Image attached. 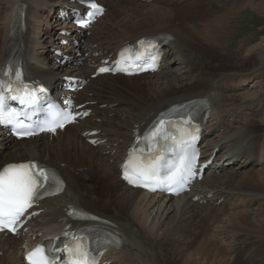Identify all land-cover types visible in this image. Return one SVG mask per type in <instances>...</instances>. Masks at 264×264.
<instances>
[{"label": "bare ground", "instance_id": "bare-ground-1", "mask_svg": "<svg viewBox=\"0 0 264 264\" xmlns=\"http://www.w3.org/2000/svg\"><path fill=\"white\" fill-rule=\"evenodd\" d=\"M100 1L106 7L105 11L90 24L84 34L79 35L77 44L71 43L67 46L65 50L73 56V60L69 64H62L51 57L49 49L52 45L54 24H59L53 21L52 15L61 6V2L69 4V1L0 0V65L13 8L24 3L25 29L16 33L15 39L19 40L30 74L38 82L53 85L59 83L61 77L74 78L76 82L83 84L76 93V105L85 103L82 109L91 110L87 117L75 119L63 129L19 141H13L0 132V165L38 160L53 165L65 181L64 191L60 195L41 201L35 208L40 211L39 216L26 224L30 227V236L43 232L44 229L56 232L63 228L67 208L69 205H77L112 220L118 226L122 246L119 249L109 248L103 261L108 262L118 254V264H188L189 260L194 264H264V195L258 196L264 194V172L260 170L264 168L262 124L253 122L248 129L243 125L230 138L233 128L226 124L223 117L219 118L218 124L223 127L219 129L228 130L226 132L233 146L242 151V154L239 168L235 167L229 175L230 171L224 173L223 179L225 176L227 178L224 182L221 180L224 183L223 188L220 184H215V187L221 186L219 189L222 190L212 195L205 188H201L199 193L194 191L198 182L192 185L188 193L177 198L166 199L156 194L149 195L126 186L120 179L118 170V163L124 157L133 130L148 115L167 104L196 97L207 99L210 103L209 126L215 114L220 111L219 108L223 106H239L238 109L241 107L249 110L258 106V103H246L234 98L223 83L233 81V75L239 71L245 72L248 77L255 70H264V46L247 49L249 40L245 38L240 39L239 45L233 49L226 46L233 30V14L249 5L252 8L262 7L261 11L264 13V2L127 0L133 8L131 12H126L128 6L116 8L125 0ZM190 7H197L199 11L187 12L186 9ZM120 14L128 16L131 23L130 20H123ZM156 33L169 37L164 49L165 61L162 69L130 77L120 74L91 77L95 71L92 66L95 60L115 53L127 41ZM77 52L81 56L75 57L74 53ZM95 53L101 54L97 56ZM250 58L255 60L248 63ZM176 63L178 65L174 66ZM242 66L244 67L240 68ZM112 78L127 83L142 79L141 83L145 86L144 97H128V104L122 108L115 126L111 123L114 116H119L116 107L123 106L126 102L123 98L116 97L120 92L116 94V85L109 80ZM250 112L254 113L253 110ZM91 131H97V134L88 135ZM238 135L241 139H238ZM93 137L97 138L98 144L92 145L88 142ZM209 141L212 143L209 154L214 147L219 146L222 149L225 142ZM81 144L89 149V153L86 163H79L82 164L79 167L78 160L70 161L67 151L71 146L77 147ZM229 157L236 156L228 155V159ZM253 167L259 169L252 170ZM80 174L89 178L88 181L78 179ZM108 177L114 181V185L110 186V180L109 185L107 184ZM94 182L101 184V195L95 193ZM235 190L242 191L248 197L251 195L247 194L256 195L249 197L252 201L250 208L244 205L235 212L229 210L227 203ZM194 195L201 196L196 203L192 200ZM201 200H206L208 205H200ZM182 201L193 210L189 208L192 223L184 226L177 238L173 237L172 232L153 238L152 233L158 228L155 216L159 214L162 217L167 210H177ZM196 207H201V210H196ZM150 208L155 209L154 215L149 212ZM134 212L152 215L147 229L136 225L137 216L134 217ZM250 213L255 218L254 221H251V216L248 215ZM232 214L238 218L235 219ZM222 217L233 220L231 228H240L232 236L228 248L222 245L219 247V244L209 240L210 228L226 230V225H217ZM23 243V239L0 234V264H25L22 258ZM224 248L230 250L232 257L229 258L233 260L232 263L225 258L227 251ZM128 250H133L135 256L126 255ZM170 253L173 258L169 257ZM123 254L125 258H122Z\"/></svg>", "mask_w": 264, "mask_h": 264}, {"label": "rangeland", "instance_id": "rangeland-1", "mask_svg": "<svg viewBox=\"0 0 264 264\" xmlns=\"http://www.w3.org/2000/svg\"><path fill=\"white\" fill-rule=\"evenodd\" d=\"M257 1H263L264 2V0H254L253 3H256ZM127 2H128L127 0L122 1L120 4L117 5L116 8H118L122 5H125V6H128V9L126 10V12L127 11L131 12L133 6L130 2H128V5H127L126 4ZM261 10H262V7L252 8V6L249 5L246 8H243V9H241L238 12L233 14L232 19H231V27L233 28V30L231 31V34H230V41L226 44L227 48L233 49L234 47L239 45V43H240L239 40L244 39V38L249 40V43L246 46L247 49L251 48V47L253 49H255V48H258L260 46H264V13ZM115 11H116V9H115ZM186 11L187 12H197V11H199V8L190 7V8H187ZM182 12L183 11H181V13ZM113 14H114V11H113ZM120 17L123 20H130V19H128V16L126 17L124 14H120ZM129 23H131V20ZM253 60H255V58L254 59L250 58L248 63L252 62ZM177 65H178L177 63L174 64V66H177ZM243 67L244 66H242L240 68H243ZM245 74H246L245 72L239 71L233 75V77H235V79L233 81L225 82V83H223V85L225 84V86L227 87L228 93L233 95L234 98H237L239 100H243L246 103H250V102L258 103V106H255L254 108L251 109L254 111V113H251L250 112L251 110H249V109H244L241 107H240L241 109L240 108L238 109L239 106H223L222 108H219L220 111H218V113L215 114L214 118L212 119L211 126H209V122H208V131L210 130L209 140H212V141L224 140L225 141L223 146H222V149L219 148V149H221L218 152V155H220V156H221V154H225L229 150H236V152L238 154H241V151H239L238 148H231L233 146V144H232L230 138H231V136L236 135L237 131L241 130L242 127L246 126V128L248 129L249 125H251L253 122H255V123L262 124L261 128H264V70L263 71L262 70H255L254 73L249 75L248 77H246ZM109 80H111L112 83H115L116 88H117L116 94H118L120 92V94L116 95V97L123 98L126 102L125 105L116 107V111H118L119 116H114L113 121L111 123L112 126H115V124H114L115 121H117V119H120L119 117H120V113H121L122 108L128 104V97H132V98L134 97L136 99H138L139 96L144 97L143 94H145V86L143 83H141L142 79H139V80L135 79L131 83H127L124 81H117L115 79H109ZM235 80H238L239 82L235 81ZM241 80H243V82H241ZM137 83H138V85H137ZM259 108H260V110H259ZM220 117H223L226 124H229L233 128V132L230 133V138H229L228 133H227L228 130L219 129L220 127H222L221 124H218ZM240 137L241 136L238 135V139H241ZM209 140H208V142H211ZM209 145L212 146V143ZM209 145H207V146H209ZM67 153L69 155L70 161L71 160H78L77 164H79L81 162L86 163V161H87L86 157L89 153V149L84 147L81 144L77 147L71 146L69 148V150L67 151ZM81 165L82 164H79V167H81ZM257 169H259V168L253 167L252 170H257ZM232 170H233V168H228V169L223 170L221 172H214L210 175H207V177L204 179V181L198 183L194 187V191L199 193V190H201V188H205V189H208L211 191L210 195L213 193H218L219 190L220 191L222 190V189H219V187L222 186V188H223V186H224L223 182L227 178L225 176L227 174L226 172L230 171V172H228V175H229L232 172ZM260 170H261V172H264V168H260ZM224 173H226L224 175L225 179H223V176H222ZM78 179L88 181L89 178H86V176H83L80 174V175H78ZM109 180L111 181L110 186L115 184L114 181H112V179L110 177H108V179H107L108 183L106 181V183L108 185H109ZM221 180H223V182H221ZM217 181H220V183H217ZM93 184H94V187L96 188L95 193L101 195V192H102L101 184L97 183V182H94ZM215 184H220L221 186L215 187ZM116 189L118 190L119 188H116ZM237 192H239V193H237ZM233 194H234V196H233ZM233 194L229 197V199L231 197L232 198L227 203L229 210L233 211V212H235L237 209H241L244 205H247V207L250 208L252 206V201L249 197H252V198L254 196L256 197V195H254V194H247V195H251L248 197L242 191H236V190L233 192ZM261 195H264V194H260L258 196H261ZM216 196H217V194H216ZM205 201L206 200H201L200 205H202L204 207L206 205H208L207 202H205ZM249 201H250V203H249ZM181 203L182 204H180V206L181 205L182 206L181 207L179 206L177 208V210L176 209H175V211L167 210L164 212V215L162 217H160L159 214L157 216H155L156 217L155 219L158 222L157 223L158 228L153 231V233H152L153 238L155 236H159L163 233L165 234V233H170V232H172L173 237L177 238L180 236V230L183 229L184 226H187V224L192 223V218H191V211H193L192 208H190L188 206L189 204H187L186 202L184 203V201H182ZM195 203H196V201H195ZM248 203H249V205H248ZM160 204L162 205V207L164 206L162 203H160ZM154 208H156V207H154ZM180 208H183V209L181 210ZM189 208L191 209V211ZM195 209L201 210V207H196ZM106 211L109 212V210H106ZM149 212L152 213V215H154L155 209L151 210V208H150ZM135 213L136 212H134V217L137 216V217H135L137 219L136 225L141 226L144 229H147L146 227H147L148 223L150 222L152 215H149V214L146 215V213L140 215V214H135ZM232 215L235 219L238 218L237 215H234V214H232ZM248 215L251 216V221L255 220V218L252 216L251 213ZM140 216H141V218H140ZM232 222H233V220H230L228 217H222L217 225H226V230L223 231L224 229H222V231H221L220 228H215V227L210 228L211 229V230H209L210 232L208 231V233L211 234V236L209 235V240L211 239L212 242L214 241L217 243V245L219 244V247H221V245H222L225 248H228L230 246L232 236H235L234 234H236L237 230L240 229V228H236V230H235V229L231 228L230 226H231ZM216 243H214V244H216ZM128 251H127L126 255L130 254L129 256H135V253L133 250H128ZM226 251L227 252L224 254L225 258L227 257V259H229V261L232 263L233 260H230V258H229L230 256L232 257V255L229 253L230 250H226ZM170 254L171 255H169V257L173 258V254L172 253H170ZM117 255L118 254L114 255V258L112 259L111 264H118L119 258ZM122 258H125L124 254L122 255ZM190 263L194 264V262L192 260H189L188 264H190Z\"/></svg>", "mask_w": 264, "mask_h": 264}, {"label": "snow or ice", "instance_id": "snow-or-ice-1", "mask_svg": "<svg viewBox=\"0 0 264 264\" xmlns=\"http://www.w3.org/2000/svg\"><path fill=\"white\" fill-rule=\"evenodd\" d=\"M93 4V8H95ZM108 69L101 68L100 72L107 71ZM3 107V97H0V108ZM86 115V113H85ZM54 119H70V116H54ZM11 122L10 119L6 120L3 113L0 112V123ZM63 127V124H59ZM44 130V129H42ZM48 131H55V127L47 129ZM153 136L156 135L154 132ZM159 160L144 163L140 162L134 165L129 175L128 165H125V179L130 183L135 180H143V186H148L149 183H155L157 186L167 184L169 187L180 183L184 178L185 172H191V163L181 157L179 164L171 165L167 172L161 171ZM35 170V171H34ZM54 173L50 174V170H45L42 166L30 162L21 165H9L4 169H0V227H12L18 218L23 214L25 208L31 205L34 198H37L46 183H48ZM135 177V180L133 179ZM78 258L72 261V264H91L89 254L82 249H77ZM27 259L30 264H48L43 250L40 248L34 249L28 254ZM67 264V262H66Z\"/></svg>", "mask_w": 264, "mask_h": 264}]
</instances>
